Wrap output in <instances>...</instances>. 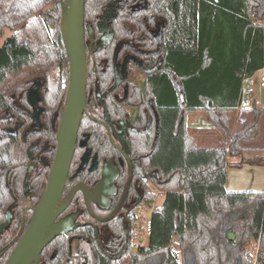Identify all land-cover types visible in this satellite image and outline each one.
<instances>
[{"label":"trees","instance_id":"obj_1","mask_svg":"<svg viewBox=\"0 0 264 264\" xmlns=\"http://www.w3.org/2000/svg\"><path fill=\"white\" fill-rule=\"evenodd\" d=\"M112 1L86 0L85 19L94 31ZM121 1L111 24L114 40L92 58L110 68L114 57L131 52L148 65L146 88L132 83L130 90L139 107L132 145L147 169L157 171L152 181L164 199L152 215L147 245L98 250L97 264H264V192L226 188L229 157H241L236 166L264 164V106H242L244 79L264 67V0ZM61 21L60 0H0V36L14 32L12 46H0L1 127L35 79L55 87L64 104L70 60ZM158 26L161 42L151 35ZM56 68L65 82L51 79ZM188 111H202L226 137L225 146H198L186 129ZM1 131L0 166L8 169L23 153ZM253 242L257 257L248 252ZM47 249L59 264L65 261L63 237Z\"/></svg>","mask_w":264,"mask_h":264},{"label":"flooded vegetation","instance_id":"obj_2","mask_svg":"<svg viewBox=\"0 0 264 264\" xmlns=\"http://www.w3.org/2000/svg\"><path fill=\"white\" fill-rule=\"evenodd\" d=\"M118 1L108 4L95 31L85 19L89 55L87 102L62 202L75 191L56 218L57 221L70 218L73 228L56 236L63 237L68 244L67 257L61 264H76V255L71 260L69 255L70 240L74 236L87 240L96 264L98 250L115 251L123 245L128 247L131 214L144 199L148 184L154 183L152 180L159 176L157 171L147 169L132 145L133 134L138 130L135 120L139 107L131 103L130 90L132 83L141 85L143 90L146 88L148 65L131 52L114 57L110 68L105 60L95 62L92 58L96 48L114 40L111 24L121 8ZM151 35L161 42V26L154 28ZM103 65L108 68H101ZM136 67L139 74H133ZM58 69L55 78L51 76L56 84L66 81L61 68ZM69 79L64 104H59L56 99L55 87L35 79L28 87L24 101H17V111L11 122L0 126L2 134L14 138L23 153L18 155L11 168L0 166V185L4 194L0 197V225L9 218L8 225L0 232V264L7 263L48 186L58 150L57 132L61 112L67 104ZM47 245L41 253V264H59L57 255L51 254Z\"/></svg>","mask_w":264,"mask_h":264},{"label":"water","instance_id":"obj_3","mask_svg":"<svg viewBox=\"0 0 264 264\" xmlns=\"http://www.w3.org/2000/svg\"><path fill=\"white\" fill-rule=\"evenodd\" d=\"M62 5L61 31L70 60V79L67 104L61 112L57 132L58 150L53 162L48 186L45 189L32 221L15 246L6 264H41V253L56 236L73 229L69 218L57 221L58 213L71 200L62 202L61 196L66 184L72 158L76 149L78 132L86 111L87 73L89 55L86 46L85 6L86 0H60ZM12 37L6 46L11 47ZM127 58L123 63L126 70ZM118 69V65H117ZM61 206L58 207V204ZM0 225V232L8 225ZM234 239V233H230Z\"/></svg>","mask_w":264,"mask_h":264},{"label":"rangeland","instance_id":"obj_4","mask_svg":"<svg viewBox=\"0 0 264 264\" xmlns=\"http://www.w3.org/2000/svg\"><path fill=\"white\" fill-rule=\"evenodd\" d=\"M51 6H52V4H49L46 7H51ZM13 33H14L13 31L6 29L5 32L3 33V35L0 36V46L3 45V43L5 42L7 37L13 36ZM57 73H59L58 68L53 71L51 76L53 78H55ZM139 73H140V70L136 67L133 74H139ZM262 75L264 76V67L262 69H260L258 72H256L252 76V78L249 80V82H247V84L251 88L252 96L256 97L254 99H258L261 103V106H264V87H261L259 85V79ZM253 104H256V103L253 102ZM190 118H191L192 124L193 123H199L200 124V122H206V124H208V120L206 118H204V113H202V112L191 114ZM196 127H197L196 124L192 125L190 133L195 138L198 139V143H204L206 141L205 142L206 144H199L200 147H206V145H208V139L209 140L214 139L216 141V143H213V145H217V146H225V144L227 143L226 137H224V135L221 133V131L217 127H216L217 129H215L213 134H211V133L209 134L206 129L201 130V132H200L198 130V128H196ZM217 134L220 136V138L215 137V135H217ZM208 135H209V137H208ZM260 143H262V142H260ZM260 143H256L255 146H259ZM202 145H205V146H202ZM237 160H239V158ZM151 183L152 182H150L148 184V186H152ZM160 203H161V201H160ZM89 246L90 245L86 239L81 240L77 236L72 237L70 240V247H69L70 248L69 249L70 260L72 259L73 255H76V257H75L76 264H96V257L93 254V252ZM257 251H259V243L258 242H253L248 246V252L250 253L251 257L255 256Z\"/></svg>","mask_w":264,"mask_h":264},{"label":"built area","instance_id":"obj_5","mask_svg":"<svg viewBox=\"0 0 264 264\" xmlns=\"http://www.w3.org/2000/svg\"><path fill=\"white\" fill-rule=\"evenodd\" d=\"M258 72V71H257ZM252 77L245 78L243 81L242 106H252L253 102L260 104L258 99H254L251 88L247 84ZM259 85L264 87V76L259 79ZM240 160V158H239ZM148 186L147 192L154 195L153 199H142L131 214V233L128 247L136 251L141 246L147 245L152 230V215L161 205L160 200L164 199V191L157 188L154 183ZM178 251L176 248L174 249ZM258 251L254 257H257ZM181 263V258L177 259Z\"/></svg>","mask_w":264,"mask_h":264},{"label":"crops","instance_id":"obj_6","mask_svg":"<svg viewBox=\"0 0 264 264\" xmlns=\"http://www.w3.org/2000/svg\"><path fill=\"white\" fill-rule=\"evenodd\" d=\"M254 98L256 97L254 96ZM259 105H261V103ZM198 112H202V111H188L187 112L186 129L188 133L192 135L190 133L191 126L196 124L197 125L196 128H198L200 132L201 130L206 129L209 134L210 133L213 134L215 129L217 128L209 122L208 124H206V122H200V124L199 123L192 124L190 115L198 113ZM204 118H206L205 114H204ZM215 137L220 138L218 134L215 135ZM195 141L198 146H200L199 144H206L205 143L206 141L204 143H198L197 138H195ZM213 143H216L214 139L213 140L208 139V145H206V147H218L217 145H213ZM202 146H205V145H202ZM248 154H254V153L250 152ZM238 158H240L241 160V157H229L228 158V162L230 163V165L228 166V169H227V180H226L227 190L228 191H263L264 192V164L258 165V164L245 163V164L236 166L235 164L240 162V160H237ZM160 201L162 203L163 200H160Z\"/></svg>","mask_w":264,"mask_h":264}]
</instances>
